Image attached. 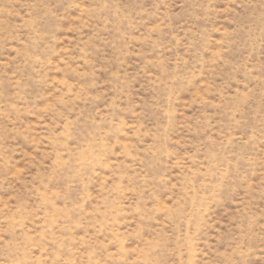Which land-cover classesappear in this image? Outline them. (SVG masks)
Segmentation results:
<instances>
[{"label":"rangeland","instance_id":"obj_1","mask_svg":"<svg viewBox=\"0 0 264 264\" xmlns=\"http://www.w3.org/2000/svg\"><path fill=\"white\" fill-rule=\"evenodd\" d=\"M0 264H264V0H0Z\"/></svg>","mask_w":264,"mask_h":264}]
</instances>
